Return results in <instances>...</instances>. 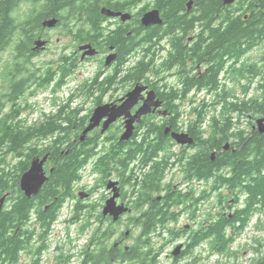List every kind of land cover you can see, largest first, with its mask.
Here are the masks:
<instances>
[{
	"label": "flooded vegetation",
	"instance_id": "flooded-vegetation-1",
	"mask_svg": "<svg viewBox=\"0 0 264 264\" xmlns=\"http://www.w3.org/2000/svg\"><path fill=\"white\" fill-rule=\"evenodd\" d=\"M166 1L168 0H151L147 9H157L162 22L144 26L140 19L146 10L140 8L137 0H109L100 7H106L114 12L129 13L130 18L123 20L121 14L108 16L99 8L100 33L93 43L92 41L77 42L72 33H67L71 43H66L55 57L46 30H42L38 35L46 42L40 49L34 48L35 37L30 41L22 42L23 35L20 36L21 44H15L16 40H13L14 43L0 48V131L21 130L23 137L28 138L27 147H22L18 155L11 157L8 154L10 160L0 157V169L5 170V172L0 170V238H2L0 246H3L2 250L0 249V262L5 259L4 264H9L7 260L11 253L13 255L17 253L18 261L15 264H37L36 256L42 250L41 245L37 247V240L40 243L38 229L40 230L42 222L50 221L54 201L42 205L41 189L34 194L26 195L20 179L23 172L29 169L33 158L37 156L41 158L45 154H48V157L43 163L44 175L49 177L54 171V158L50 156L54 150L39 151L40 148L53 145L54 142L47 138L40 139L39 133L32 135L31 132L35 128L36 130L53 128L57 131L58 122L53 120L63 110L66 112L61 114L62 116L66 114L67 119L61 121L59 127L67 131L69 140L61 145L68 146L71 151L75 146L74 153L89 154L88 160L79 168L82 176L72 184L73 195L68 199L73 202L71 208L74 214L71 217L77 219L76 221L79 220L81 213L82 216L87 213L81 228L82 232L91 229L80 252L79 264H139L137 240L142 228L151 223L156 212H159L158 217L166 220V222H158L157 228L166 226L181 233L174 241H181L176 244H181V249L177 255H173L172 251L176 245L173 246L171 252L166 254L171 258L167 264L174 263L175 260L183 264V253L190 243L189 237L202 227L208 226L212 219L217 218L219 194L225 191L228 196L227 202L221 209L228 219H233L235 210L238 209L237 197L239 199L243 196L245 199L249 196L246 191L240 193V189L249 187L257 177L259 167L246 166L238 176L239 180L235 179L234 175L239 171L240 163L248 165L247 162L255 158L259 150L264 147V140L259 142V138H262L259 135L264 134V131H259L257 122L259 118H264L263 30L259 29L258 36H262L259 43L244 51L243 56L235 62L233 53L223 54L217 50L218 33L226 32L223 41L230 42L231 30L217 29V27L222 19L240 14L245 24H255L256 19L248 17L250 9L246 12L245 9L242 10L243 12L233 11V5L223 4L220 12L201 18L198 17L200 14L198 3L192 0L189 7L187 1L183 5L170 7L171 16L166 18L163 11ZM26 13L29 14V10ZM169 17L173 20L171 27L168 22ZM196 17L198 18L195 21H191ZM138 20L143 29H139ZM113 37L114 40L111 39ZM143 39H146L147 49L144 52L148 65L146 75L141 80H136L134 76L122 75L121 67L126 63L123 69L126 68L131 58L135 57L136 50L130 49L124 60L120 47L132 44L135 47L141 44ZM84 43H90L96 49V53L81 59L82 51L78 47ZM257 46H261L262 49L257 57H253L250 53ZM3 54H6L4 64L1 56ZM109 54L115 56L109 64H105V58ZM41 55L45 60H39ZM91 60L97 62L93 78L89 81L86 79L77 86L78 91L85 92V96L93 100L89 110L82 109V114L87 116V120L79 132L89 122L95 106L119 105L126 93L137 83L147 86L141 96L144 97L147 91L153 90L155 99L161 101V105L142 115L139 121L135 120L131 135L124 141L119 140L125 129L124 120L128 118L123 115L101 131L105 119L103 118L99 126L85 135L82 142L78 141L73 135L72 101L76 95L73 90L51 117L45 116V121L42 122L37 120L30 124L26 123V119L22 118V112L33 110L35 105L30 103V99L40 92L52 97V93L63 90L69 80H73L74 72L79 65ZM123 60L124 63L121 64ZM218 62L223 67L216 74ZM215 79L220 86L229 80L239 85L243 92H241L242 96L237 94V97L255 104L258 111L252 108L244 115L247 117L245 122L247 126L242 127L243 139L236 138V125H232L229 139L222 148H214L208 152V147L201 140L196 139L197 135L183 127L182 110L178 109L180 116L176 118V113L170 110L165 99L171 94L174 103L177 101L181 104L186 100L204 99L206 95L215 97L218 89L212 87ZM194 81L208 85L198 88L195 84L187 91L186 88ZM252 85L256 87V93H249ZM185 91L187 93L184 98L182 94ZM200 95L201 98H198ZM55 100L57 98L52 101L54 105ZM142 102L143 100L139 99L129 109V115L136 113ZM146 121H149L153 127L145 126ZM167 127L169 130L165 131ZM25 131L29 132L27 136ZM173 131L187 132L194 142L177 144L171 137ZM146 135L150 147L155 148L164 144L163 149L158 150L152 158L144 159L140 155L129 158L128 150L133 149L130 152L133 154L134 149L142 147L139 143ZM226 143H228L227 148H225ZM223 151H228L231 155L226 165L220 167L211 165L208 179L194 177L199 168H205L197 158L198 154L203 152L209 155L211 162H215L216 157ZM65 152H68V149ZM193 159L196 170L192 169ZM8 170L11 171L7 172ZM222 174L228 179L226 185L218 183L219 175ZM6 175L10 176L9 179ZM203 190L206 191V195H201ZM112 197L115 205L128 208L117 220L108 213H103L107 200ZM206 205H210V210L213 211L205 214L203 207ZM200 212H203V217L199 222ZM181 217L187 220L183 225L179 224ZM126 230L128 233L125 232ZM202 244L206 247L207 255L209 248L206 239L196 247ZM132 245L131 257H122L121 251H128ZM162 254L163 252L156 258L158 263ZM26 256L29 257L28 263L24 260Z\"/></svg>",
	"mask_w": 264,
	"mask_h": 264
},
{
	"label": "trees",
	"instance_id": "trees-1",
	"mask_svg": "<svg viewBox=\"0 0 264 264\" xmlns=\"http://www.w3.org/2000/svg\"><path fill=\"white\" fill-rule=\"evenodd\" d=\"M139 3L144 0H137ZM190 0H168L164 4V16L168 18L171 16V8L174 5H183L185 2ZM198 3L199 15L198 17H209L214 12H220L221 6H224L222 0H196ZM238 1V0H237ZM30 2V3H29ZM109 0H0V48L6 44L14 43L13 40H16L15 44H21L23 41H30L31 38H34L40 34L42 30L41 22L48 17L55 16L58 18L59 22L63 24L65 33H72L75 40L78 41H92L98 37L99 24H100V13L99 8L102 4H107ZM23 4L31 5L29 9V14L26 11L23 12L21 16H16L20 11V6ZM234 4V3H233ZM229 4V5H233ZM148 2L143 6V10L147 9ZM234 6L233 11L244 10L248 11L250 14L248 17L256 19L255 24H245L242 18V15H234L231 18L227 17L219 21L217 29L231 30L232 39L230 42H227L225 35L227 33L222 32L218 33V51L225 53H233L235 56V62L243 56L244 51L252 47L254 44H258L262 36H264V0H239ZM148 11V10H146ZM243 12V11H242ZM186 17V16H185ZM198 17L193 18L191 21H195ZM191 21H186L191 22ZM70 22L71 24H68ZM169 26H172L173 20L169 17ZM139 26L141 29L142 26L138 20ZM261 25V26H260ZM143 29V28H142ZM259 29L263 30L262 36H258ZM23 35L24 39L20 36ZM223 36V37H221ZM146 38V36H144ZM114 40V37L111 38ZM223 41V42H222ZM124 45L123 43H121ZM120 47V52L124 56L128 54L131 50H136V55L139 52H142V57L135 63L134 67L128 70L123 69L124 64L121 67V73L127 76H134L136 80H141L142 77L146 75L147 64L145 58L146 49V39H143L141 44ZM134 47V48H133ZM124 60L121 64L124 63ZM223 65L218 62V69L216 74L220 72ZM99 77V74L97 75ZM97 78V77H96ZM197 84L198 88L206 86L208 84L198 83L196 81L192 82L186 90L190 89L192 85ZM220 83L217 79L214 80L212 87L219 88ZM222 93L214 99L211 104L207 102H196V105L191 106V112L193 118H190L186 123V128L190 133L197 135L196 139L202 141L210 150L214 148L220 149L225 142L228 141L230 132L232 130V125L235 126V135L237 139H243V128L240 126V118L242 115H245L247 111L252 108L255 111H258V107L255 104H251L250 101L236 99L234 101L228 100L227 97L231 93L230 90H227L224 85L222 88ZM187 90V91H188ZM186 91L183 92V97H186ZM166 104L174 113H176V118H179L180 113L178 111V104L174 103L173 96L171 94L167 95L165 99ZM177 102V101H176ZM191 104L194 103L193 100L189 101ZM211 105V107H210ZM217 106H220V114L214 115L211 117L210 124L207 126L208 129L203 128V122L205 121L210 110L216 109ZM81 109L76 108L72 110V123H73V135L78 141L80 137L79 130L84 126L87 116L81 114ZM63 110L59 112L55 117V122H58L57 131L53 128H40L39 130L33 129L32 135L39 133L40 139H49L51 142H54L53 145H48L40 148V152H46L50 149L54 150L50 153L51 157L54 158L55 169L47 177V180L41 187L40 196L42 199V205L54 201V210L52 211V216L50 221L42 222V232L40 235V240L42 241V249L47 247V244L44 243L46 239L47 232L58 217L63 205L66 201L73 195L72 184L75 181L80 180L81 173L79 168H81L85 162L88 160L89 154L86 152L74 153L69 149L68 146L64 147L61 144L66 142L68 139L67 131L61 130L59 127L61 121L67 119V115L62 116ZM233 113H237L239 116L237 121H232ZM44 124V123H43ZM145 126L153 127L152 124H149V121L144 122ZM37 132V133H36ZM28 131H25L27 136ZM262 138H259V142L264 140V134L259 135ZM28 138H24L21 130H10L8 132L0 131V157L4 158L8 154L11 157H15L20 153L22 147H27ZM82 142V141H80ZM25 143V145H23ZM140 146L137 149H134V153L130 154L133 149L128 150L127 156L129 158H135L140 155L144 159L152 158L156 155L157 151L163 149L164 144H160L155 147L149 145L148 135L143 136L142 141L139 143ZM74 145V144H73ZM68 149V152H65ZM61 150L63 152L61 153ZM259 150V149H258ZM37 151V150H36ZM30 153V152H29ZM28 153V155H29ZM209 154V153H208ZM48 157V154H45ZM44 156V155H43ZM42 156V157H43ZM41 157V158H42ZM40 158V157H39ZM194 158V157H193ZM197 158L200 159L201 163L205 168H199V170L194 174V177L198 179H208L210 176V166H224L227 164L231 155L228 151H223L216 158L215 162L209 160V155L202 153L197 155ZM248 161V165L240 163L239 171L234 175L235 179H238V176L243 172L242 170L246 167H259L257 170L258 175L255 180L250 183L249 187L240 189V193L246 191L249 196L245 198L244 204L242 207L235 210L233 219H228L227 215L218 211L217 218L211 220L206 227H202L198 232H194L189 238L190 243H188L186 250L184 251V257L191 255L196 246L203 240H207L208 248L210 254H221L225 256L235 255L236 253L229 250L230 246L237 237H239L244 229L247 227L252 216L256 211L264 208V147L259 150L255 158ZM5 159H3L4 161ZM192 169L196 170L194 167V159L191 161ZM200 163V162H199ZM128 164V163H127ZM126 164V165H127ZM5 172L4 169H0ZM8 170L7 172H10ZM9 175H6V178L9 179ZM2 182V179H1ZM228 179L225 174L219 175L218 183L227 184ZM201 195H206V191L203 190ZM228 200V196L224 195L222 192L219 194L218 203L224 204ZM238 200V197H237ZM159 212L154 213V218L151 223L142 228V233L137 240L138 244V258L139 264H161L158 263L156 259L159 254H161L165 247L173 243L181 233L174 230L170 227L157 228L158 222H166L165 218L162 220V217H158ZM156 217L158 219L156 220ZM170 217H167V219ZM167 233L168 237H164L163 234ZM161 241L159 246L156 245L154 239ZM2 240V238H0ZM152 241V243H151ZM3 246H0L2 250ZM208 253V254H209ZM122 257L130 258L133 254V245L128 248V251H121ZM5 259H3L0 264H4ZM9 264H15L18 261V255L11 253V256L8 258ZM175 260L171 264H179ZM65 262V261H64ZM197 258L192 262L185 261L183 264H196ZM240 264V263H239ZM252 264H264V256L256 258Z\"/></svg>",
	"mask_w": 264,
	"mask_h": 264
},
{
	"label": "rangeland",
	"instance_id": "rangeland-1",
	"mask_svg": "<svg viewBox=\"0 0 264 264\" xmlns=\"http://www.w3.org/2000/svg\"><path fill=\"white\" fill-rule=\"evenodd\" d=\"M238 1H236L233 5H235ZM146 2H148L147 8L150 7L151 0H144L139 3L141 9H143V6ZM30 7L31 5L28 4L21 5L19 10L20 12L16 16H21L23 12L28 11ZM68 24L71 23L68 22ZM44 30H46V35L51 39L50 47L54 49V57L57 53L61 51V49L64 48L66 43H71L70 39L67 38L63 24ZM73 48L74 47L72 46V49ZM261 49V46H257L255 49H253L250 54L253 57H257ZM1 56L3 57L2 64H4V60H6V54H3ZM141 57L142 53L140 52L139 54L135 55V57H132L130 62L127 64L125 70L133 68L135 63ZM246 58L250 59L249 57ZM39 60H45L44 56L41 55L39 57ZM96 65V60L81 63L78 69L74 72L75 75L73 76V80L70 79L68 85L64 86L63 90H59L57 93H52V97L49 94H44V92L38 93L34 98L30 99V103L35 104L33 110L23 111L22 118L26 119V123L28 124L37 120H40V122L45 121V116L51 117L52 114H55L59 105L71 94L72 90L74 93H76L72 101L73 109L79 108L81 110H89L92 106L93 100L92 98H87L85 96V92L78 91L77 86L82 81L86 79L89 81L93 78V74L96 70ZM121 74L123 75L124 73ZM223 85L227 90L231 91V93L227 97L228 100L234 101L236 99H241L237 97V94L242 96L241 92H243V90L240 89L239 85L234 84L230 80L225 82ZM223 85L217 89V94L215 95V97L211 98V95H206L204 99L193 100L194 103L192 104L189 102L190 100L182 101L181 104L176 102V104H178V109L180 108V110H182L183 115L181 117V123L183 127H186V123L190 118H193L191 106L196 105V102L199 101L211 104V102L216 99L219 94L222 93ZM250 87L251 89L249 90V93L257 92V89L254 85ZM54 98H57V100H55V105L52 102ZM198 98H201V95ZM78 105L80 107H78ZM220 110V106H217L215 111L212 109L210 110L205 121L203 122V128L208 129L207 126L210 124L209 122L211 121V117L214 115H219ZM238 116L239 115L237 113H233L232 121H236ZM246 119V116H241L239 121L241 127L247 126V124L245 123ZM5 158L7 160H10L11 157L10 155H8ZM176 180H178V178ZM223 194L226 195V192L224 191ZM244 200L245 199L243 196L238 199L237 208L243 206ZM72 203L69 200L66 201V203L63 205V209L61 210L60 214L50 226L46 235V239L44 241V243L47 244V247L42 249L40 254L36 256L37 264L80 263V252L82 250V247L84 246L85 240L90 235L91 229L85 230V232H82L81 230L83 222L84 220H86L87 213H84V216H82L81 213L78 221H76L77 219L71 217L74 214L71 208ZM218 205V211H221L222 205L224 204ZM203 208L205 214H208L209 212L213 211V209L210 210V205H206ZM93 215L95 216L96 213L94 212ZM202 215L203 212H200L198 217L199 222L202 221ZM180 219V225H183L187 221L186 219H184V217H181ZM41 226L42 225H40V230L38 229V232L40 231L39 238L42 232ZM163 236L168 237L166 232L163 234ZM154 241L156 242L157 246H159V244L161 243V241H159L157 238L154 239ZM179 242L181 241L179 240L178 242H173L165 247L163 254L159 259L161 264H167L171 261V258L167 257L166 254L170 253L173 246H175ZM40 245H42V241L40 240L39 243V241L37 240V247H39ZM205 248V245L202 244L200 247L196 248L191 255L184 257V262H192L194 259L197 258L196 264H252V262L256 258L264 256V208L255 212L247 227L244 229L243 233L239 237H237V239H235L232 245L230 246L229 250L233 253L235 252V255L233 254L231 256H225L224 254L221 255L210 253L206 255ZM24 260L25 263H28L29 257L26 256Z\"/></svg>",
	"mask_w": 264,
	"mask_h": 264
},
{
	"label": "water",
	"instance_id": "water-1",
	"mask_svg": "<svg viewBox=\"0 0 264 264\" xmlns=\"http://www.w3.org/2000/svg\"><path fill=\"white\" fill-rule=\"evenodd\" d=\"M235 0H223L224 4L233 3ZM191 0L187 2V6L191 5ZM102 13L106 15L116 16L121 12H114L110 9L102 7ZM121 17L123 20L130 17L129 13H122ZM58 22V18L55 16L45 18L42 21V26L54 27ZM162 22V19L159 15V11L155 8L150 9L143 13L141 16V23L145 26L159 24ZM45 43L44 40L37 39L35 40V47H41ZM79 50L83 51L81 55V59H83L86 55H93L96 53V49L90 44H83L79 46ZM115 54H109L106 56L105 64H109L110 61L114 58ZM147 88L145 85L135 84V86L130 89L126 95L122 98V102L119 105H114L110 107L108 104H99L97 105L89 117V122L82 130L80 139L82 140L84 136L95 127L99 126L101 120H103L101 131H104L108 125L113 122L117 117L120 116H128L127 119L124 120L125 129L120 135L121 140H125L129 138L132 133L133 122L135 120L139 121L142 115H145L152 110L156 109L161 105V101L155 99V93L153 90L147 91L145 97L141 96L142 91ZM142 98V105L136 110V113L129 115V109L138 102V100ZM259 124V131H264V118H259L257 120ZM169 130L167 127L165 131ZM171 137L179 144H192L194 139L185 131L181 132H172ZM228 147V143L225 144V148ZM47 155H44L41 159L37 156L34 157L31 161V165L27 171H25L20 179L21 187L26 192L27 195L31 193H36L44 180L46 179L43 172V163L46 160ZM128 208L123 205H115L113 202V197L107 200L103 213L109 214L113 217L114 220H117L119 216L125 212ZM128 233V230L125 231ZM181 244L176 245L175 249L172 251L173 255H177L179 250L181 249Z\"/></svg>",
	"mask_w": 264,
	"mask_h": 264
},
{
	"label": "bare ground",
	"instance_id": "bare-ground-1",
	"mask_svg": "<svg viewBox=\"0 0 264 264\" xmlns=\"http://www.w3.org/2000/svg\"><path fill=\"white\" fill-rule=\"evenodd\" d=\"M236 1H237V0H235L233 3H235ZM191 2H192V0H191ZM222 3H223V0H222ZM233 3H230V4H233ZM223 4H224V3H223ZM225 5H229V4H225ZM105 8H106V7H105ZM101 9H102V8H101ZM101 9H100V10H101ZM107 9H108V8H107ZM120 14H122V13H120ZM118 15H119V14H118ZM108 16H111V15H108ZM129 18H130V17H129ZM140 20H141V19H140ZM57 24H58V22H57ZM57 24H56L54 27H56ZM141 24H142V23H141ZM142 25H143V24H142ZM144 26H145V25H144ZM41 27H42L43 29L53 28V27L42 26V22H41ZM39 35H40V34H39ZM37 39L45 40V39H43V38L40 37V36L36 37L35 40H37ZM35 40H34V48H36V47H35ZM45 43H46V42H45ZM45 43H44L43 45H45ZM84 44H87V43H84ZM80 46H81V45H80ZM40 48H41V47H37L36 49H40ZM78 49H79V47H78ZM80 51H81V50H80ZM82 53H83V51H82ZM93 55H94V54H93ZM86 56H92V55H86ZM84 58H85V57H84ZM84 58H83V59H84ZM105 60H106V58H105ZM144 97H145V96H144ZM140 99H142V98H140ZM142 103H143V102H142ZM95 107H96V106H95ZM95 107H94V108H95ZM158 107H159V106H158ZM94 108H93V109H94ZM86 125H87V124H86ZM86 125H85V126H86ZM84 128H85V127H84ZM84 128H83V129H84ZM83 129H82V130H83ZM81 132H82V131H81ZM81 132H80V135H81ZM84 137H85V136H84ZM127 139H128V138H127ZM127 139H125V140H127ZM79 140L82 141V140H84V138L81 140L80 137H79ZM119 140H121L120 137H119ZM172 140H174V139L172 138ZM121 141H124V140H121ZM174 141H175V140H174ZM175 142H176V141H175ZM177 144H178V143H177ZM40 159H41V158H40ZM45 163H46V162H45ZM23 173H24V172H23ZM21 174H22V173H21ZM20 176H21V175H20ZM45 177H46V179L44 180L43 184H44L45 181L47 180V176H46V175H45ZM43 184H42V185H43ZM42 185H41V187H42ZM41 187H40V189H41ZM31 194H34V193H31ZM26 195H27V194H26ZM62 209H63V207H62ZM62 209H61V210H62ZM60 212H61V211H60ZM73 213H74V212H73ZM59 214H60V213H59Z\"/></svg>",
	"mask_w": 264,
	"mask_h": 264
}]
</instances>
